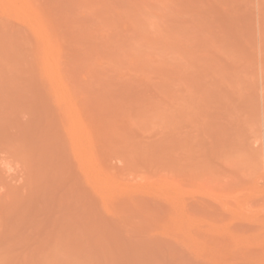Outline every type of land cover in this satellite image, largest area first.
Returning <instances> with one entry per match:
<instances>
[{"label":"rangeland","instance_id":"obj_1","mask_svg":"<svg viewBox=\"0 0 264 264\" xmlns=\"http://www.w3.org/2000/svg\"><path fill=\"white\" fill-rule=\"evenodd\" d=\"M6 1L0 218L30 260L264 264V0H23L49 57Z\"/></svg>","mask_w":264,"mask_h":264},{"label":"bare ground","instance_id":"obj_2","mask_svg":"<svg viewBox=\"0 0 264 264\" xmlns=\"http://www.w3.org/2000/svg\"><path fill=\"white\" fill-rule=\"evenodd\" d=\"M3 1V0H2ZM5 1V0H4ZM9 1V0H8ZM8 1H6V2H8ZM11 1V0H10ZM5 2V3H6ZM13 2H14V0L12 1V2H10V3H12L11 5H13ZM14 10H15V12H16V15L17 14H19L20 16H22L26 21H28V25H29V27L30 28H32L33 30H34V32H36V34L39 36V39H40V41H41V43H42V46L44 47V53H46V55L47 54H49V53H51V50H52V46H51V44H50V41H49V37H48V34H47V32L45 31V29L44 28H42V27H40V29L38 28L39 27V23L37 22V20H36V18H35V16H34V14H33V12H32V9L28 6V4L26 3V2H24L23 0H17V2H14ZM8 8H9V6H8ZM12 8V7H11ZM15 14V13H14ZM21 17V18H22ZM35 34V33H34ZM40 43V44H41ZM42 47H40V49H41ZM42 50V49H41ZM40 50V51H41ZM54 53V52H53ZM42 54V53H41ZM45 55V54H44ZM50 55V54H49ZM49 55H47L48 57H49ZM42 57H43V55H42ZM41 57V58H42ZM47 57V58H48ZM44 60V59H43ZM49 60V59H48ZM42 64H43V61H42ZM44 66V65H43ZM44 68V67H43ZM52 68V67H51ZM50 69V68H49ZM46 70V69H45ZM47 71V70H46ZM45 72V71H44ZM48 72H51V71H48ZM54 72V71H53ZM56 72V71H55ZM46 74V73H45ZM44 74V75H45ZM49 74V73H48ZM46 76V75H45ZM48 76H51V74L50 75H48ZM52 76H53V74H52ZM51 76V77H52ZM58 76H59V74H58ZM45 78V77H44ZM46 78H50V77H46ZM46 78H45V81H46ZM53 78H54V80L56 81L57 80V78H56V75L54 74V76H53ZM52 78V79H53ZM58 79H59V77H58ZM48 81V80H47ZM50 82V81H49ZM53 82V81H52ZM59 82H60V79H59ZM56 84V83H55ZM49 85H50V88H52L53 86H51V82L49 83ZM52 85H54V84H52ZM59 86V85H58ZM57 86V90H58V92L60 93V97H61V99L63 100L62 101V103L64 104V106H61L60 105V108L61 107H63V114L64 113H66V117H65V123H66V121L68 120L69 122V125L70 126H66V127H68V130L70 129L71 130V134L69 135L70 137H74V140L75 141H77V145L76 144H74V146L75 147H73L72 145H73V143H71L70 141V147H73V148H75V149H73L74 151H76L75 152V154L77 153L78 154V157H81V156H83V155H81V154H89V155H91L92 154V151L93 150H91L92 148V146H91V143H90V140H89V136H88V134H87V132H86V130H85V127L83 126V124H82V122H81V119H80V116H79V114L77 113V111H76V107L75 106H72V104L68 101V99H66V97H65V94H63L62 92V90H63V88H61V87H58ZM56 87V86H55ZM54 91H55V89L56 88H52ZM51 89V90H52ZM50 90V89H49ZM54 91H52L53 92V94H54ZM56 93V92H55ZM50 95H52V93H51V91H50ZM54 96H56V94H54ZM54 96H52L53 98H55ZM51 97V98H52ZM57 97V96H56ZM52 98V99H53ZM57 99H59L58 97L56 98V99H54V100H57ZM53 100V101H54ZM60 102H61V100H59ZM59 101L57 102V103H59ZM56 102V101H55ZM55 105H56V103H55ZM58 105V104H57ZM58 107V106H57ZM75 107V108H74ZM65 109V110H64ZM59 110V109H58ZM60 119L61 120H63L62 119V117L60 116ZM67 119V120H66ZM63 122V121H62ZM68 123H66L67 125H68ZM65 124V125H66ZM64 125V124H63ZM65 127V126H64ZM66 130V129H65ZM68 130H66L67 131V133L69 134V131ZM70 137H68L69 139H70ZM71 149V148H70ZM73 150H71L72 152H73ZM74 154V155H75ZM81 156H80V155ZM94 154V153H93ZM72 155H73V153H72ZM73 155V156H74ZM77 156V155H76ZM75 156V157H76ZM84 157V156H83ZM85 158H86V156H85ZM89 159V158H88ZM79 160H82V159H79ZM85 161V160H84ZM88 161V160H87ZM91 161V160H90ZM79 162V161H78ZM82 163V162H81ZM81 163H80V165H81ZM85 163V162H84ZM83 163V164H84ZM82 164V165H83ZM79 166V165H78ZM83 167V166H82ZM81 167V168H82ZM96 170V169H95ZM93 171V170H92ZM97 171V170H96ZM85 172V171H84ZM89 172V171H88ZM87 172V173H88ZM89 174V173H88ZM88 174H86V175H88ZM96 174V173H95ZM97 175H99V173L97 174ZM96 175V176H97ZM90 177V176H89ZM87 179H89V178H87ZM92 179V178H91ZM96 179V178H95ZM98 182H96L97 184L96 185H98V183H99V180L98 179H96ZM94 183V182H93ZM100 184V187H99V189L101 188V183H99ZM104 184H105V182H104ZM104 184H103V187H104V189L106 188V187H108V189L110 188V187H112V185L109 187V186H104ZM94 185H95V183H94ZM97 188H98V186H97ZM107 189V188H106ZM11 190V189H10ZM103 191V189H100V191ZM107 191V190H106ZM113 191V189L111 190V193H113L112 192ZM3 193V192H2ZM106 193H108V192H106ZM106 193H105V195H106ZM109 193H110V189H109ZM111 193H110V195H111ZM4 194V193H3ZM2 194V195H3ZM8 194V193H7ZM12 194V193H11ZM104 193H102V195H103ZM15 195V194H14ZM104 195V196H105ZM108 195V194H107ZM113 196V195H112ZM9 197H11V196H9ZM103 197V196H102ZM101 197V198H102ZM3 198V197H2ZM5 198V197H4ZM8 198V197H7ZM6 199V198H5ZM113 198H111V200H112ZM0 201H1V199H0ZM3 202V201H2ZM9 203V202H8ZM1 204V203H0ZM2 205V204H1ZM5 205V204H4ZM5 207V206H4ZM0 208H2V207H0ZM10 208V207H9ZM16 208V207H15ZM8 209V208H7ZM13 207H11V211L13 212L15 209H13ZM7 211V210H6ZM16 211H17V208H16ZM25 211V210H24ZM23 211V212H24ZM2 212V211H1ZM20 212H21V209H20ZM3 213V212H2ZM7 213V212H6ZM17 213V215H18V211L16 212ZM22 213V212H21ZM21 213H19V214H21ZM26 213V212H25ZM24 213V214H25ZM11 214V213H10ZM2 215V214H1ZM1 215H0V217H1ZM4 215H6L5 214V212H4ZM17 215H15L16 217H17ZM23 215V214H22ZM7 216H11V215H8L7 214ZM19 216H21V215H19ZM4 217V216H3ZM6 217V216H5ZM4 217V218H5ZM12 217L13 216H11V217H8V218H6V219H8L9 220V218L11 219V220H14L15 219V217H13L14 219H12ZM22 217H25V215L24 216H21V218ZM20 218V217H19ZM27 218V217H26ZM16 219H18V218H16ZM15 219V220H16ZM23 219H25V218H23ZM0 220H1V218H0ZM14 220V221H15ZM1 221H4V219L2 218V220ZM0 221V222H1ZM6 221V220H5ZM3 222L4 224L2 225L3 226V228H2V230H5V226L7 225V224H9L10 225V223H7V221L6 222ZM19 222V224L20 225H25V224H23L21 221L22 220H18ZM25 221V220H24ZM23 221V222H24ZM15 222H17V220L15 221ZM21 222V223H20ZM5 223H7L6 225H5ZM18 223H13V224H15V225H17V227L18 226H20V225H18ZM25 223V222H24ZM8 226V225H7ZM23 226H20L21 228L23 227ZM27 226H29V225H27ZM1 227V226H0ZM19 229V230H22V229ZM25 228V227H24ZM28 228V227H27ZM10 229H12V228H10ZM26 229V228H25ZM19 230H12V231H16L15 233H16V235H14L13 234V232H11V230H9V229H6L5 231H3V232H1V237L3 236V238H1L2 240L4 239V242H3V244H5V247L4 246H2L1 248H0V264H32L33 262H34V264H35V261H31L30 259L32 258L33 259V256H31L32 254L31 253H27L28 252V250L26 249L27 248V246L25 247V245H28V244H26V242H27V239L29 238V237H27V235H28V233L30 234V231L29 232H27V231H19ZM1 231V230H0ZM38 231V230H37ZM36 231V232H37ZM71 233V232H70ZM26 234V235H25ZM57 234V233H56ZM68 234V233H67ZM66 234V235H67ZM72 234V233H71ZM25 236L27 237V239L25 238ZM55 236H57V235H55ZM54 236V237H55ZM58 236H59V238H60V240H58L60 243L61 242H63V241H65L66 242V240H67V242L68 241H70L69 239L71 238H66L67 236H65L64 238H66V240L63 238V236L61 237L60 236V234H58ZM58 236H57V239H58ZM53 237V238H54ZM53 238L51 239V240H53ZM63 239V241H61L62 239ZM72 240V239H71ZM54 241V240H53ZM56 242H58L57 240H55ZM0 242H2L1 240H0ZM29 242H30V240H29ZM70 242H72V241H70ZM69 242V243H70ZM62 244V243H61ZM51 244H49V246H50ZM63 245V244H62ZM69 245V244H68ZM51 246H53V245H51ZM64 246H66L65 244H64ZM66 247H68V246H66ZM59 248V253H60V251L62 250H60V248L61 247H58ZM58 248H57V250L56 251H58ZM65 248V247H64ZM55 249V248H54ZM68 249H69V247H68ZM52 250V249H51ZM66 250V249H65ZM30 252V251H29ZM51 253V252H50ZM65 253V252H64ZM63 253V254H64ZM29 254H31L30 255V257H29ZM69 254V253H68ZM41 255H42V253H41ZM47 255V254H46ZM45 254H44V257H45V259L47 260V258L49 257L48 255L46 256ZM50 255H52V253L50 254ZM43 256V255H42ZM59 256V255H58ZM70 256V255H69ZM43 257V258H44ZM55 258V259H58V257L57 256H55V254L53 255V256H51V258ZM66 257V256H65ZM64 257V258H65ZM51 258H49V259H51ZM53 258V259H54ZM69 258V257H68ZM71 258V257H70ZM34 259H35V257H34ZM44 260V259H43ZM42 260V261H43ZM46 260H45V262L43 261V263L40 261H38L39 262V264H50V260L49 261H47L46 262ZM55 262H56V260H54ZM65 261H67V263H65V264H68L69 263V260H65ZM62 262H63V260H62ZM64 263V262H63ZM53 264V263H52ZM56 264H60L59 262L58 263H56Z\"/></svg>","mask_w":264,"mask_h":264}]
</instances>
